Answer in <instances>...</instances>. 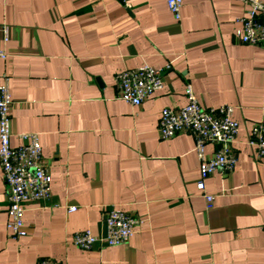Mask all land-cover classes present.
<instances>
[{"label":"crops","instance_id":"1","mask_svg":"<svg viewBox=\"0 0 264 264\" xmlns=\"http://www.w3.org/2000/svg\"><path fill=\"white\" fill-rule=\"evenodd\" d=\"M165 1L0 0L10 145L37 133L51 175L48 199L24 204L26 235L15 239L0 168V264H264V156L247 143L264 119V44L236 39L247 7L235 0H182L178 20ZM143 64L162 87L131 105L115 77ZM188 83L202 107L233 105L238 123L233 170L205 179L209 207L193 136L158 132ZM218 148L207 143L206 155ZM111 209L142 221L127 243L72 244L78 231L103 237Z\"/></svg>","mask_w":264,"mask_h":264},{"label":"built area","instance_id":"2","mask_svg":"<svg viewBox=\"0 0 264 264\" xmlns=\"http://www.w3.org/2000/svg\"><path fill=\"white\" fill-rule=\"evenodd\" d=\"M247 7L245 15L238 19L240 26L235 31L238 41L246 44H264V0H235ZM166 6L173 17L181 16L182 0H166ZM4 42L8 41V25H0ZM7 53L0 49V58ZM115 84L119 98L131 105H140L152 93L162 87L160 71L143 64L117 73ZM186 103L180 108H163L160 111L158 132L161 138H170L177 133H190L194 138V152L199 161L197 189L202 193L206 205L213 202V196L205 192V179L216 170L230 172L237 157L232 149L238 133V123L233 118L234 106L221 104L217 107H202L191 84L185 87ZM12 99L7 81L0 84V168L7 185V227L10 235L17 239L26 235L23 217L26 202H40L50 195L51 175L42 160L41 145L35 132L20 136L25 142L18 146L10 145ZM217 143L219 148L207 156L205 145ZM247 143L254 149L256 159L264 156V119L255 122L248 133ZM75 208L68 209L69 212ZM142 221L127 215L121 210L111 209L104 217L105 235L97 237L88 230L73 235L72 244L82 250H90L94 245L104 247L120 246L133 236L135 228ZM37 264H50L41 260Z\"/></svg>","mask_w":264,"mask_h":264}]
</instances>
